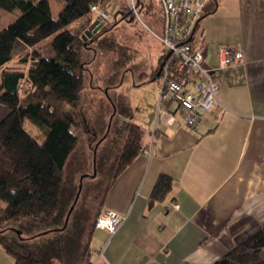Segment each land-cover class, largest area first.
<instances>
[{"label":"trees","instance_id":"obj_1","mask_svg":"<svg viewBox=\"0 0 264 264\" xmlns=\"http://www.w3.org/2000/svg\"><path fill=\"white\" fill-rule=\"evenodd\" d=\"M63 1L65 8L56 19L49 0H0V10L17 15L0 30V103L9 109L0 122V201L5 203L0 208V245L13 264H105L95 261L91 251L98 217L119 175L145 151L144 131L128 120L129 107L108 94L111 127L108 130V125L93 148L90 163L79 162L74 173L76 184L70 177L73 174L68 169L78 153L83 130L84 51L90 49L91 42L114 51V72L123 70L137 52L133 49V55L130 47L114 36L104 37V22L120 0ZM153 1L136 0L138 12L142 8L151 13ZM120 7L116 9L123 19H136L128 0L125 8ZM97 20L98 25L91 30ZM50 37L52 52L46 56L39 46ZM19 44L26 45L28 53L31 50L30 58L16 55ZM160 62L162 67L155 72L159 79L165 63L163 53ZM82 176L83 189L66 223ZM172 186L170 176H160L152 201L162 200ZM20 223H24L23 228L14 227ZM214 264H264V228Z\"/></svg>","mask_w":264,"mask_h":264},{"label":"crops","instance_id":"obj_2","mask_svg":"<svg viewBox=\"0 0 264 264\" xmlns=\"http://www.w3.org/2000/svg\"><path fill=\"white\" fill-rule=\"evenodd\" d=\"M207 6L197 31L204 32L207 67H220L224 45L241 48L244 59L213 74L217 107L197 130L168 126L155 112L147 130L138 124L145 151L119 175L104 206L126 219L113 234L95 231V261L214 264L264 228V0ZM8 113L0 103V122ZM162 175L172 189L152 201Z\"/></svg>","mask_w":264,"mask_h":264},{"label":"rangeland","instance_id":"obj_3","mask_svg":"<svg viewBox=\"0 0 264 264\" xmlns=\"http://www.w3.org/2000/svg\"><path fill=\"white\" fill-rule=\"evenodd\" d=\"M49 2L52 14L57 19L66 4L63 0H49ZM153 3L154 10L151 13H147L140 8L139 17L133 20L130 16L123 19V14L116 9L119 6L125 8L124 4L126 6V0H120L117 7H112L110 19L104 22L107 30L104 37L111 39L109 37L113 38L114 36L118 42L130 47L133 55L135 53L133 49L137 52L134 55L135 58L123 70L114 72L117 71L115 70L117 55L114 51L100 48L98 42H91L89 44L90 49L84 51V61L87 63L86 88L80 104L83 130L77 147L79 149L78 153L68 169V172L73 174L70 177L75 179V184L77 177L74 173L79 169V162L90 163L93 148L105 134L109 125L111 107L106 100L108 94L116 102L120 100L129 107L131 115L128 120L130 122L137 125L141 124L145 130H147L146 126L154 124L153 112L156 115L161 93L159 81L155 80L154 76L155 72L159 73L162 67L160 57L164 47L157 37L162 33V14L158 1L154 0ZM0 12L1 30L15 21L17 15L4 10H0ZM52 43L53 37L48 38L40 44L39 51L46 56L50 55ZM28 49L26 45L19 44L16 55L20 56L19 58H30L31 50L28 53ZM26 127L28 128L27 125ZM69 206L70 202L66 205L67 210ZM3 207H5V203L0 201V208ZM6 226L3 225L2 227ZM14 227L23 228L24 223L14 224ZM100 250L97 236L94 235L91 242V251L96 258ZM3 255L0 258V264H13L12 257L4 249Z\"/></svg>","mask_w":264,"mask_h":264},{"label":"built area","instance_id":"obj_4","mask_svg":"<svg viewBox=\"0 0 264 264\" xmlns=\"http://www.w3.org/2000/svg\"><path fill=\"white\" fill-rule=\"evenodd\" d=\"M209 1L158 0L162 10L163 29L162 34L157 37L164 47L165 63L160 76L157 119H165L168 126L180 124L197 130L217 107L219 85L213 74L233 67L244 59L241 48L224 45L219 51L220 67H207L204 32L197 31ZM128 3L131 11L139 17L136 0H128ZM101 15L108 17L105 13ZM125 219V215L105 209L98 217L96 227L113 234Z\"/></svg>","mask_w":264,"mask_h":264},{"label":"water","instance_id":"obj_5","mask_svg":"<svg viewBox=\"0 0 264 264\" xmlns=\"http://www.w3.org/2000/svg\"><path fill=\"white\" fill-rule=\"evenodd\" d=\"M98 20L97 21H95L93 24H92V26H91V30L94 28V27H96L97 25H98ZM110 127H111V125H109V127H108V130L110 129ZM107 136V135H106ZM105 136V137H106ZM98 147V146H97ZM97 147L95 148V156H96V152H97ZM94 162H95V168H94V174H93V176L95 177L96 176V174H97V170H96V157L94 158ZM84 177L85 176H82L81 177V183H80V186H79V192H78V194H77V196H76V200H75V202H74V204L72 205V207H71V209H70V212H69V215H68V217H67V220H66V223L68 222V220H69V216H70V214H71V212L73 211V209H74V207H75V204L77 203V200L79 199V196H80V194H81V191H82V189H83V179H84Z\"/></svg>","mask_w":264,"mask_h":264},{"label":"bare ground","instance_id":"obj_6","mask_svg":"<svg viewBox=\"0 0 264 264\" xmlns=\"http://www.w3.org/2000/svg\"><path fill=\"white\" fill-rule=\"evenodd\" d=\"M97 30V29H96ZM88 34H90V33H88Z\"/></svg>","mask_w":264,"mask_h":264}]
</instances>
